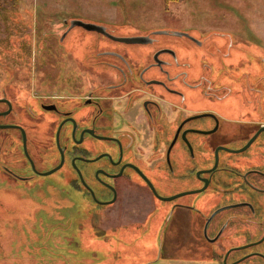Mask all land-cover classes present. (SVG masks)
<instances>
[{
  "label": "flooded vegetation",
  "instance_id": "af4514ba",
  "mask_svg": "<svg viewBox=\"0 0 264 264\" xmlns=\"http://www.w3.org/2000/svg\"><path fill=\"white\" fill-rule=\"evenodd\" d=\"M90 31L118 46L88 65V79L57 81L53 93L0 86V209L9 204L4 193L34 189L70 165L72 190L134 214L143 230L158 226L150 262L264 264V73L257 71L264 72V49L239 48L246 63L222 70L234 79L242 71L244 79L230 83L256 109L254 121L252 113L240 114L225 79L210 73L191 80L188 58L156 47L166 30L115 35L119 40ZM171 34L202 44L188 33ZM229 46L218 55L230 58ZM62 152V166L43 174L61 163ZM179 247L186 249L180 261L172 253Z\"/></svg>",
  "mask_w": 264,
  "mask_h": 264
},
{
  "label": "rangeland",
  "instance_id": "374dc122",
  "mask_svg": "<svg viewBox=\"0 0 264 264\" xmlns=\"http://www.w3.org/2000/svg\"><path fill=\"white\" fill-rule=\"evenodd\" d=\"M75 19L102 25L114 36L166 30L170 34H158L156 47H173L180 60L188 58L191 80L210 73L211 79H225L221 82L233 88L230 96L243 118L252 113L257 121L256 109L243 99L238 83H230L244 79L242 71L234 72L240 76L234 79L222 70L223 65L246 63L244 53L249 49H264V0H0V86L16 82L19 90L30 94L34 89L53 93L57 81L77 75L88 79V65L101 63L103 51L118 45L102 34L72 26ZM173 31L198 37L202 44ZM231 44L230 58L218 55V48L223 51ZM144 47L152 46L133 48L140 52ZM101 68L93 67L92 78ZM47 163H54V158ZM73 177L66 165L40 179L34 189L4 193L9 204L0 209V264H182L150 262L158 253V226L146 231L134 214H123L117 206H97L70 188ZM172 253L180 261L186 249Z\"/></svg>",
  "mask_w": 264,
  "mask_h": 264
},
{
  "label": "water",
  "instance_id": "95a60500",
  "mask_svg": "<svg viewBox=\"0 0 264 264\" xmlns=\"http://www.w3.org/2000/svg\"><path fill=\"white\" fill-rule=\"evenodd\" d=\"M71 24H72V26H75V25H77V24H79V25H82L85 29H88V30H97V31H100V32H102V33H104V34H109L106 30H105V27L104 26H102V25H98V24H96V23H93V22H88V21H83V20H77V19H75V20H73L72 22H71ZM161 32V31H160ZM182 32H180V34H181ZM187 34V33H186ZM110 35V34H109ZM115 39H120L119 37H116V36H113ZM253 140V139H252ZM246 148V146L243 148V149H245ZM243 149H241V150H243ZM62 154H63V152H62ZM63 161H64V154H63V156H62V161H61V163L57 166V167H55V168H53V169H51V170H49V171H47V172H44L43 174H50V173H52V172H54L55 170H57L58 168H60L61 166H62V164H63Z\"/></svg>",
  "mask_w": 264,
  "mask_h": 264
}]
</instances>
